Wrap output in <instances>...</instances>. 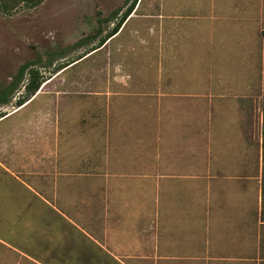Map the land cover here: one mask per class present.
I'll list each match as a JSON object with an SVG mask.
<instances>
[{
    "label": "rangeland",
    "instance_id": "1",
    "mask_svg": "<svg viewBox=\"0 0 264 264\" xmlns=\"http://www.w3.org/2000/svg\"><path fill=\"white\" fill-rule=\"evenodd\" d=\"M124 2L0 0V264H264V0Z\"/></svg>",
    "mask_w": 264,
    "mask_h": 264
},
{
    "label": "trees",
    "instance_id": "2",
    "mask_svg": "<svg viewBox=\"0 0 264 264\" xmlns=\"http://www.w3.org/2000/svg\"><path fill=\"white\" fill-rule=\"evenodd\" d=\"M138 4V0H125L124 2V6L121 9H118L117 11H114L111 16H120L118 22L115 24L113 30L111 31V33L109 35H107L106 39L104 41H102V43L93 49V51L97 50L98 48H100L108 39H110L111 37H113L114 35H116L122 25L126 22V20L129 18V16L133 13L135 7ZM124 10V11H123ZM65 67V66H64ZM62 67V68H64ZM26 65H24L23 67L20 68L18 75L16 76V80H19L23 77L24 74V69H26ZM41 86V81L38 80V74L35 70L30 71V79L28 84L25 86L26 91H28L30 97L32 95H34L40 88ZM15 88V83H11L8 88L7 91L0 96V104H7L9 102L8 100V96L10 94V92H12V90H14ZM29 99V97L27 98ZM27 99H25L24 101H22L21 99H19V106L24 104L25 101H27ZM263 110H264V106H263ZM263 137H264V129H263Z\"/></svg>",
    "mask_w": 264,
    "mask_h": 264
},
{
    "label": "crops",
    "instance_id": "3",
    "mask_svg": "<svg viewBox=\"0 0 264 264\" xmlns=\"http://www.w3.org/2000/svg\"><path fill=\"white\" fill-rule=\"evenodd\" d=\"M187 1H191V0H174V3H173V0H168V2H170L169 4L171 6H173V7H176V6L178 7L179 3H181L180 5L184 6V3L187 2ZM196 1H205V2H207V0H196ZM209 1L210 2L212 1L213 2L215 0H209ZM227 1H234V0H227ZM131 15L129 16V18H131ZM224 22H234V20H232V19H225Z\"/></svg>",
    "mask_w": 264,
    "mask_h": 264
}]
</instances>
